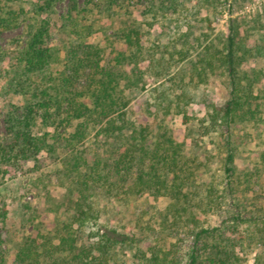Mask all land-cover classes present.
Wrapping results in <instances>:
<instances>
[{
	"label": "rangeland",
	"instance_id": "1",
	"mask_svg": "<svg viewBox=\"0 0 264 264\" xmlns=\"http://www.w3.org/2000/svg\"><path fill=\"white\" fill-rule=\"evenodd\" d=\"M84 2L76 0L75 15L69 19L70 0H0V249L7 261L26 235L50 229L82 207L59 163L66 151L58 146L68 130L55 127L53 122L61 116L52 106L46 107V101L61 96L69 85L75 90L84 86L87 71L74 56H81L86 44L95 48L101 65L109 69L111 48L121 46L116 45L115 34L126 26L138 30L148 47L166 44L168 52L175 48L174 62L163 79L156 81L146 72L143 89L130 93L128 108L170 129L185 167L195 172L192 185L182 189L191 205L184 212L188 205L169 195L135 193L130 189L134 167H115L124 140L90 138L82 148L88 157L89 152H97L105 179L88 197L94 220L134 235L136 248L159 243L169 257L182 262L192 247L207 257L206 248L217 246L232 250L239 264H254L264 242V113L260 121L221 122L231 88L218 60L231 36L243 61L237 73L257 69L264 75V0ZM86 25L84 36L81 26ZM41 28L45 35L34 48L45 49L48 58L31 68L29 44ZM209 57L215 67L204 81L180 84L181 79L188 80L198 59ZM145 66L146 62L140 65ZM259 82L264 87V78ZM20 120H28L25 130L52 144L54 152L14 159L11 148ZM188 210L196 220L188 221ZM176 215L179 220L174 225ZM201 228L209 232L195 242L194 234ZM134 254L129 248H116L114 259L117 264H139ZM200 261L205 264V259Z\"/></svg>",
	"mask_w": 264,
	"mask_h": 264
},
{
	"label": "trees",
	"instance_id": "2",
	"mask_svg": "<svg viewBox=\"0 0 264 264\" xmlns=\"http://www.w3.org/2000/svg\"><path fill=\"white\" fill-rule=\"evenodd\" d=\"M68 18L74 17L76 0H70ZM85 4L89 0H85ZM85 19L84 9L80 12ZM88 26H81L83 35ZM45 35L44 28L38 29L29 44L31 53L27 65L38 67L47 59L43 48H34L41 44ZM116 45L110 54L109 69L100 63L98 52L91 44H86L77 56L76 64L86 68L85 84L79 90L64 88L61 96H53L46 101V107H53L54 113L61 118L54 121L55 127L67 128L68 132L58 146L66 154L59 157L63 175L72 180L75 197L82 201V207L76 208L72 214L62 221H55L50 229L32 232L26 235L17 245L11 258L7 261L0 249V264H117L114 259L116 248H129L139 264H239L238 257L232 250L226 252L216 247L209 249L208 256L203 257L201 249L192 247L185 252V261L169 257V252L159 244L152 242L146 247L136 248L137 238L117 232L115 229L98 225L90 209V199L94 190L104 184V174L101 172L100 159L97 152L83 150V144L88 140H109L121 137L124 141L118 150L115 167L129 165L134 167L131 175L130 189L135 193L152 191L161 195H169L175 202L182 201L188 206L189 195L183 192L186 185H192L195 172H189L185 167L182 150L172 137L170 129L160 124H154L149 116L134 115L128 108L130 93L143 89V78L148 72L156 81L163 79L170 62H174L173 53L168 52L166 44H154L148 47L144 44L142 34L133 28L122 26L115 34ZM114 40V41H115ZM115 45V44H114ZM237 42L229 36L226 42V52L218 60L219 66L225 70L230 81V98L223 107L219 117L222 123L258 120L264 113V87L259 82L264 78L261 70L254 69L250 74H238L236 67L243 63L237 56ZM75 54V52H72ZM165 54L168 56L165 57ZM146 62V66L140 65ZM215 67L209 58L198 59L192 66L188 80H180V84L192 81H204L207 73ZM69 80V78L67 79ZM179 89L182 88L179 86ZM182 91V90H181ZM181 95V94H179ZM51 107V108H52ZM216 115V111L214 112ZM259 114V116H257ZM19 127L14 136L11 151L14 159L26 160L38 152L47 154L54 152L52 144H47L42 138L31 135L27 129L28 120L17 122ZM93 153V154H92ZM91 157V158H90ZM264 159V156H261ZM198 210V206L194 205ZM189 220H196L193 212L188 210ZM179 216H173V224ZM235 220H238L235 218ZM163 229V227L161 226ZM192 228H188V230ZM207 229L201 228L194 234L196 242ZM255 254L254 264H264V242Z\"/></svg>",
	"mask_w": 264,
	"mask_h": 264
}]
</instances>
